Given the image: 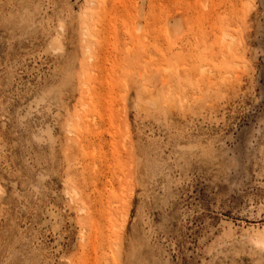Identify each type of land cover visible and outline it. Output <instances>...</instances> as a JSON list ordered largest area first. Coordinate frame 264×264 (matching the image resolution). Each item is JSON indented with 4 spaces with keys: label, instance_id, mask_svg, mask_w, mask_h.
Segmentation results:
<instances>
[{
    "label": "rangeland",
    "instance_id": "rangeland-1",
    "mask_svg": "<svg viewBox=\"0 0 264 264\" xmlns=\"http://www.w3.org/2000/svg\"><path fill=\"white\" fill-rule=\"evenodd\" d=\"M0 264H264V0H0Z\"/></svg>",
    "mask_w": 264,
    "mask_h": 264
},
{
    "label": "bare ground",
    "instance_id": "bare-ground-1",
    "mask_svg": "<svg viewBox=\"0 0 264 264\" xmlns=\"http://www.w3.org/2000/svg\"><path fill=\"white\" fill-rule=\"evenodd\" d=\"M88 112V111H87Z\"/></svg>",
    "mask_w": 264,
    "mask_h": 264
}]
</instances>
